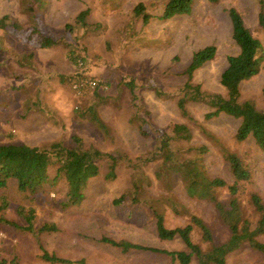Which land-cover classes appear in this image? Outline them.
Instances as JSON below:
<instances>
[{"label":"rangeland","instance_id":"374dc122","mask_svg":"<svg viewBox=\"0 0 264 264\" xmlns=\"http://www.w3.org/2000/svg\"><path fill=\"white\" fill-rule=\"evenodd\" d=\"M33 1L0 0V17L5 16L8 23V26H0V96L3 99L12 98L7 105L0 102V109L3 105L0 112V141L42 145L60 139L66 145H71L73 136L78 135L87 145L127 154L150 178L149 191L153 195L165 191L155 176L159 161L144 163L142 158L152 146L154 133L151 129L161 127L169 130L174 122L184 120L173 94L184 82L181 72L192 53L207 44L216 46L214 58L194 72V79L209 91L222 90L220 72L227 64V56L238 51L231 36L230 6L240 11L245 24L260 39L264 49V30L257 25L260 0H194L189 13L169 18L160 16L163 0H39L40 4L33 3L35 11L31 12L28 6ZM138 1H144L148 11L153 14L148 21H143L141 15L133 18L131 9ZM85 7L89 8L88 22L93 25L85 31L74 30V34L80 35L81 42L76 52L83 56L85 79H95L98 84L79 94L74 83L60 77L61 74L72 75L77 67L68 58L69 46L58 44L41 47L36 37L39 33H63L65 23L71 22L78 11ZM30 26L36 27L31 37L27 36ZM129 78H134L138 84L136 93L141 112L149 120V136L142 135L130 120L133 110L130 93L124 85V80ZM263 87L264 61L256 76L241 83L242 98L254 99L257 105L264 106ZM155 88L161 90L162 94L158 95ZM37 93L41 95L40 99L36 97ZM34 98L38 102L42 100L44 107L27 110L24 101ZM91 103L95 104L99 115L109 126V136H105L91 121L80 118L75 111ZM189 109L224 143L236 148L250 165L252 179L248 191L241 198L244 211L254 225L258 212L248 201V196L255 191L264 202V151L251 138L240 142L234 140L238 119L221 114L204 120L203 114L208 105L203 102H190ZM191 127L193 136L190 143L208 146L204 161L209 172L231 180L229 165L215 143L195 125L191 124ZM132 173L133 167L122 162L113 180H106L103 175L93 177L87 185L84 199L66 208H60L57 203L65 197V184L49 185L50 192L36 195L37 217L34 226L48 221L57 228L30 232L0 222V260L4 259L5 264H13V257H16L18 264H77L75 260L79 258H84L86 264L168 262V258L150 250L123 251L100 239L107 235L167 249L184 247L179 237L168 240L158 237L150 210L136 204L113 202L131 184ZM8 187L4 191L10 203L5 215L22 221L14 208L17 203L27 204L29 198L17 192L14 185ZM174 188L180 200L211 225L217 241L228 236L229 231L220 222L211 202L188 197L179 177H176ZM219 197L226 200L227 191L221 189ZM187 221L185 216L175 214L169 207L165 209L167 226L184 225ZM191 235L194 241L202 246L207 245L195 230ZM258 239L264 241V233L259 234ZM39 244L72 262L42 259ZM227 260L231 264H264V255L244 244L230 252ZM189 264L199 263L192 260Z\"/></svg>","mask_w":264,"mask_h":264},{"label":"trees","instance_id":"16d2710c","mask_svg":"<svg viewBox=\"0 0 264 264\" xmlns=\"http://www.w3.org/2000/svg\"><path fill=\"white\" fill-rule=\"evenodd\" d=\"M209 1L217 2L219 0ZM33 3L40 4V1L34 0L28 6V10L31 12L35 11ZM193 3L194 0H163L164 6L160 16L169 18L176 14L189 13ZM147 7L148 5L144 1H138L131 9L133 18L136 15H141L143 21H148L153 14L148 11ZM228 14L232 23L231 36L238 46V51L227 56V64L220 72L219 82L223 87L222 90L209 91L194 79V72L215 56L216 46L207 44L192 53L189 62L181 72L185 78L184 82L173 94L178 111L184 120L174 122L169 130L161 127L151 129V132L154 133L152 134V146L142 160L144 163L159 161L155 176L161 188L165 189L163 193L159 195L150 193V178L127 154L119 150L109 152L95 145H87L78 135L73 136L71 145H66L60 139L42 145L23 141H0V222L30 232L55 230L57 226L48 221H43L37 227L34 226L37 217L35 204L37 194L50 192L49 185L64 183L66 186L65 197L57 201L58 206L66 208L78 204L84 199L87 185L93 177L103 175L104 179L113 180L117 176L118 165L124 162L133 167L131 184L120 196L114 198L113 202L136 204L150 210L155 219L158 237L164 240L179 237L183 241L184 247L167 249L127 239H115L107 235L101 236L102 241L115 245L123 251L150 250L169 259L163 264H189L192 260H196L199 264H231L227 260V255L244 244L264 255V241L258 239V235L264 233V202L257 192L249 193L248 201L258 212V218L252 225L250 216L244 211L241 198L248 191V185L252 179L250 165L236 148L224 143L189 109L190 102H203L208 105V109L203 114L204 120L221 114L238 119L239 124L233 135L234 140L240 142L251 138L264 151V106L257 105L254 99H243L241 95V83L256 76L263 67L264 49L260 39L245 24L242 14L236 7L230 6ZM88 15L89 8H82L71 22L65 23L63 33L59 35L39 33L36 37L37 43L41 47L58 44L69 46L68 58L77 67L72 75L61 74L60 77L71 84L86 80L81 86L80 92H77L79 94L85 92L90 86L98 84L93 79L95 84L89 85L87 81L89 79H85L84 59L79 52H76L77 48L81 46L80 35L73 33L74 30L85 31L90 25H93L88 22ZM5 19V16L0 17V26H8ZM257 25L264 30V0L259 1ZM34 31H36V27L30 26L27 36L31 37ZM124 85L130 93L133 110L131 122L142 135H151L147 127L149 120L141 112L139 96L136 93L138 84L134 78H129L124 80ZM155 89L158 95L162 94L161 90ZM31 93L36 92L31 91ZM262 93L264 94V87ZM36 97L40 99L41 95L38 94ZM11 99V97L3 99L0 96V102H4L5 105ZM41 102L34 98L32 101L25 100L23 105L27 110L33 107L42 108L44 106L41 105ZM87 106L75 111L80 115V118L91 121L105 136H109L110 128L99 115L95 104L91 103ZM191 124L195 125L218 147L222 157L229 165L232 174L231 180L209 172L204 161V154L208 151V146L190 143L193 136ZM176 177L181 179L188 197L206 200L213 204L217 217L229 231L224 240L217 241L211 225L180 200L174 188ZM10 184L16 187L17 192L23 193L29 198L27 204L17 203L14 208L15 214L22 221L10 219L5 215L10 199L4 190L6 187L9 188ZM221 189H225L228 193L226 200L219 197ZM167 207L175 214L185 216L188 221L184 225L167 226L165 224V209ZM194 230L200 235L202 241L207 242V245L202 246L200 242L193 240L191 232ZM39 246L40 257L44 260L72 262L71 259L49 252L41 244ZM12 261L13 264H18L16 257H13ZM75 262L86 264L84 258H79ZM0 264H5V260L1 259Z\"/></svg>","mask_w":264,"mask_h":264},{"label":"built area","instance_id":"2783aa9c","mask_svg":"<svg viewBox=\"0 0 264 264\" xmlns=\"http://www.w3.org/2000/svg\"><path fill=\"white\" fill-rule=\"evenodd\" d=\"M86 80H81V82H75L73 84L74 88L77 90V92H80L81 90V86L83 85V83L85 82ZM88 81V84L89 85H94L95 84V80H92V79H89L87 80Z\"/></svg>","mask_w":264,"mask_h":264}]
</instances>
